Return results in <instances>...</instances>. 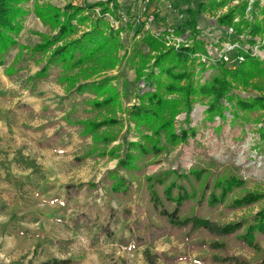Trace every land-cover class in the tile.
I'll return each instance as SVG.
<instances>
[{"label":"trees","instance_id":"16d2710c","mask_svg":"<svg viewBox=\"0 0 264 264\" xmlns=\"http://www.w3.org/2000/svg\"><path fill=\"white\" fill-rule=\"evenodd\" d=\"M30 1L0 0V67L5 64L10 51L19 45L23 22L31 14L25 8ZM107 1L119 9L118 0ZM234 1H202L197 8L188 9L189 19L178 32L191 30L193 33L195 40L189 49H167L152 35L143 38L150 51L148 54L137 52L134 65L137 80H144L147 90L137 94L138 104L125 110L126 121L133 125L138 140L130 141L126 137L112 146L119 140L124 126V120L118 116L122 110V96L113 85L116 78L105 73L116 69L124 60L120 56L123 49L120 34L124 28L114 29L106 21L105 13L110 11L105 3H98L104 8V15L91 21L94 6L68 3L60 8L47 0H34V15L45 26L56 30V34L41 35L42 42L32 49L33 54L47 57L46 65L34 75L33 81L37 83L49 78L52 68L58 67L59 84L76 99L83 98L82 102L75 100L61 119L67 127L79 128L83 139L92 138L91 148L77 157L76 162L81 163L89 157L118 160L103 182L107 185L108 200L118 198L132 202L140 194V199L145 202V205L137 203L134 212L132 207L125 211V216L132 219L131 232L137 246L152 247L156 241L168 236L185 248V253L171 247L169 252L154 255L147 248L144 256L149 264H156L157 259L164 264H177L190 259L189 252H196L198 264H264V205L256 213L227 220L233 212L264 204V191L250 188L247 179L237 170L209 160L197 162L187 171L169 168L147 174L148 168L169 148L188 144L189 139H194L197 130L190 123L197 103L205 102L210 121L217 117L224 121L229 112L232 120L247 122L251 114L264 112V94L243 99L234 93L249 88L264 92V60L259 57L247 54L245 61L235 67H228L221 61L212 67L210 79L202 82L208 68L196 56L206 53L204 42L196 39L201 34L198 29L200 14L215 7L228 8L219 15V26L233 28L238 36H248L251 44L264 37V0H253L252 3L241 0L232 6ZM89 23L88 30L78 35V26ZM15 72L16 69L7 70L10 76ZM83 105L90 107L87 112L96 116L79 119ZM181 114H186L185 126L178 131L176 122ZM58 133L60 131L55 136ZM260 137L264 143V127L260 128ZM134 181L138 184L136 189ZM86 186L90 190L98 187L88 183L67 185L66 188L78 194ZM239 247L246 248L253 256L234 254L232 250ZM71 263L67 259L41 264Z\"/></svg>","mask_w":264,"mask_h":264},{"label":"rangeland","instance_id":"374dc122","mask_svg":"<svg viewBox=\"0 0 264 264\" xmlns=\"http://www.w3.org/2000/svg\"><path fill=\"white\" fill-rule=\"evenodd\" d=\"M74 1L80 3L79 6H94V8H100L102 16L104 15V8L98 5V3H105L108 5L110 14L113 16L109 20L105 15L104 18L106 21H108L114 29L124 28V31L120 34L123 43V49L120 50V56L123 57L124 60L116 69L105 73L107 76L116 78L113 85L118 88L122 96V110L118 112V116L124 120V126L122 127L119 140L112 144V146L118 145L126 137L130 141H137L138 138L133 125H129L126 121L125 110L134 104H138L139 101L137 99V94L141 90L146 89L145 81L137 80L134 65V63L137 62V52L140 51L144 54H148L150 51L144 44L143 40L146 35H150V30L147 31L144 29L140 31V28L132 27L131 24L132 13L137 12L139 1L118 0V10L115 9L114 3H108L107 0H90L89 2L83 0ZM202 1L208 0H154L150 7L153 9L156 4L162 6L161 10L163 11L161 12V15H158V17H160V25L166 23L180 25L181 21L177 17L181 14L189 17L187 12L188 9L197 8ZM239 1L241 0H235L231 5L234 6ZM252 2L253 0H251V3ZM58 4H63V1L58 0ZM208 5L211 6L210 4ZM168 6H171V8H168ZM25 8L31 12L29 16L33 15L36 17L33 13L34 0H31ZM227 10L228 8L220 9L215 7L208 12L200 14V17L198 18V29L201 31V38L210 47V57L214 59H219L222 53L221 51L229 42L238 41L243 46L253 45L250 43V38L248 36L230 34L227 30L228 27L219 26L217 19L219 15L227 12ZM124 17H127L128 20H125ZM98 18V16L93 17L92 14L91 21ZM89 25L90 23L78 26V35L87 31ZM161 28H163V26H161ZM51 33L53 34L47 36H53L56 34V30H52ZM41 35L45 34H39L40 37ZM258 39L262 38H257L256 40ZM42 40L41 37V42ZM262 40L264 41V37ZM36 45L32 48H25L20 45L17 47H20L21 50L28 49V52L31 51L32 53V49ZM261 51L264 56V48H262ZM33 55L42 56L43 59H45L46 65L47 57L45 55ZM227 55L232 60L234 59V53L232 51H228ZM19 61L16 62L15 60L13 66H10L8 69H16L15 73H17L19 70L16 66L19 64ZM210 73V71L204 73L202 76V82L210 79ZM34 75L31 78H33ZM7 76L9 75L7 74ZM35 85L36 84H34L33 87H35ZM59 85L63 86L61 84ZM262 86L264 88V83H262ZM65 91L67 92L66 97L72 96L66 88ZM234 93L239 98L243 99L254 98L264 94V92H260L253 88L238 89L235 90ZM66 97L65 99H67ZM78 99L80 100H75L80 102L83 101V98ZM75 100L70 101L69 110ZM224 103L227 104L225 101ZM17 105L19 107L23 106V104H21V106L19 104ZM206 109L207 106L205 105V102H199L195 105V108L191 113L190 125L197 130L194 139H189L188 144H183L176 148H169V150L159 158L156 164L151 165L148 168L147 174L153 175L161 169L169 168H178L182 171H187L197 162L206 163L209 160H215L218 163L229 165L237 170L241 176L247 179L250 188L264 191V143H262L260 139V128L264 127V112L251 114L248 117L249 120L247 122H245L244 119L232 120V116L229 112H226L228 118L224 121H221L218 117L214 121H210L207 119ZM29 110L32 113L27 114L26 116L24 113L12 116L16 133L20 134L19 141L27 145L25 147H29L30 143L37 146V142L45 137L43 141L39 142V145L44 150H51L52 148H49L51 142L55 141L58 142V146L61 147L64 145L66 147L69 143H74V148H79L76 152L72 151L71 153L69 152L62 156V159L51 151L43 153L38 146L37 151H30V155L36 157L35 159L39 161L41 165L40 167L44 169L45 173H48V175H44V177H53V180H51L52 182H50L51 187H49L51 192L55 196L63 193L65 199H73L71 200V202L73 201L71 204H73V207L75 208H73L67 215L65 212L61 211L62 209L57 208V210H52L55 215V220L50 225V237L54 239L51 242L53 243L52 251L50 249L40 250L37 254L35 253L36 255L33 254V256L35 255L33 261H36L37 263L31 261L29 264H41L52 260L67 259L72 261L71 264H149L144 256V251L147 248L153 255L161 252H169L171 247H177L181 253L186 252L182 244H179L173 237L168 236L156 241L152 247L137 246L131 232L130 225L132 219L125 216V211L127 207H132L134 208V212L137 203L145 205V202L140 199V194H138L139 196H137L132 202L118 198L108 200L106 194L107 185L103 182L106 173L116 167L118 160L109 157H89L87 160L77 163V157L79 158L85 154L91 148L93 142L92 138L83 139L80 136L79 132L81 130L79 128L67 127L66 123L61 120L69 110L59 119L48 121L45 124H42V117L33 114V109H28L27 106L25 111L29 112ZM89 110L90 107L86 105L81 106L79 113H81L84 118L79 119L94 118L96 115L88 113L87 111ZM44 111H46L45 113H51L53 110L46 105L42 109V112ZM185 119L186 114H181L177 117L176 127L178 131L182 126H185ZM61 123H64L65 128L61 126ZM57 124H60V128L55 130L49 138L47 137L48 139H46L47 134H44L41 137L37 134L45 132L47 129H50ZM39 127L44 128L43 130H37ZM129 127H131V131H128ZM57 131H60V133L55 136ZM50 132L51 131L49 130L48 133ZM63 137H68L71 142L65 143L66 139H63ZM41 178V175H37L31 181L35 183L39 180L40 182ZM88 183H95L98 187L90 190L86 186L78 194L74 190L69 191L66 188L67 185L77 186L79 184L87 185ZM23 184L25 183L23 182ZM137 186V182L134 181V189H136ZM66 192L68 193V196L66 195ZM37 201H39V199ZM13 204L20 209L19 213L23 212L22 208L25 209L26 213L30 207H33V202L29 196L27 198L16 199ZM76 205H79V208L76 207ZM263 205L264 204H257L252 208L243 209L236 213L233 212L229 215L227 220H233L236 217L249 213H256ZM22 217L23 216L20 215L18 216L19 222H23L21 221ZM2 244H4V241L0 240V254L1 249L8 247L7 243L5 244L7 247H3ZM262 245L264 248V241L262 242ZM5 251H7V249ZM232 252L236 255L247 258L253 256L249 250L243 247L233 249ZM188 254L190 259L177 264H198L195 262V257L197 255L196 252H189ZM6 255L8 256L9 252H7ZM7 260H10L11 264H14V257L7 258ZM156 264L164 263L157 259Z\"/></svg>","mask_w":264,"mask_h":264},{"label":"crops","instance_id":"0c3cea01","mask_svg":"<svg viewBox=\"0 0 264 264\" xmlns=\"http://www.w3.org/2000/svg\"><path fill=\"white\" fill-rule=\"evenodd\" d=\"M61 1L63 4H58V0H47L62 8L68 2L73 5L80 4L74 0ZM51 32L52 30L45 27L38 18L29 16L24 22V30L18 39L19 45L32 48L41 42L39 34L51 35L53 34ZM27 52L28 49L21 50L20 47L13 49L7 56L5 64L0 67V240L4 241L3 247L6 243L8 244V247L5 246L7 248L1 249V264H11L10 260H7L11 257H14V264H29L31 261L37 263L33 260L40 250L52 251L53 243L51 242L54 239L50 237V225L55 220L52 210L59 208L67 215L75 208L71 204L73 199H65L63 193L55 196L51 192L49 187L53 177H44L48 173L40 167L36 157L30 155V151H37L38 146L43 153L51 151L62 159V156L72 151L76 152L79 148L75 149L74 143H69L71 140L68 137H63L66 139L65 143H69L66 147L58 146V142L55 141L51 142L49 147L52 148L51 150H44L39 142L45 137L37 142V146L30 143L29 147H25L27 145L19 141L20 134L16 133L14 128L12 116L20 113L26 116L32 113L30 110L25 111L27 106L28 109H33V114L42 117V124H45L62 117L69 110L70 101L76 99L75 96L66 97L67 92L64 86L59 85L60 69L58 67H53L49 78L34 83L31 77L44 67L45 59L39 55L34 56L31 51ZM16 58L20 60L16 66L19 71L10 76L7 69L13 66ZM34 84H36L35 87H33ZM17 104L20 106L23 104V106L19 107ZM46 105L53 110L51 113L42 112ZM79 118H84L81 113ZM61 126L64 127V123H61ZM59 128L60 124H57L37 134L40 137L47 134L46 139H48ZM49 130L50 133H48ZM37 175H41L42 178L40 182L38 180L34 183L31 180ZM66 195L68 196L67 192ZM28 196L33 202V207H30L26 213L22 208L23 212L19 213L20 209L14 206V201ZM76 207L79 208V205ZM19 215L23 216L21 219L23 222H19ZM7 252H9L8 256Z\"/></svg>","mask_w":264,"mask_h":264},{"label":"built area","instance_id":"2783aa9c","mask_svg":"<svg viewBox=\"0 0 264 264\" xmlns=\"http://www.w3.org/2000/svg\"><path fill=\"white\" fill-rule=\"evenodd\" d=\"M83 1L89 2L90 0H83ZM138 1H139L138 10L137 12L132 13V19H131L132 27L140 28V31L144 29L147 31L150 30V35L161 40L167 49H175L176 51H180L182 49H189L193 46L195 39L191 30H186L181 33L178 32L179 27H182L189 19V17L183 14L177 17L181 21L180 25H176L172 23H166L160 25L159 23L160 17H158V15L159 14L161 15V12L163 11L161 10L162 6L156 4L155 7L151 9L150 5H152L154 0H138ZM168 8H171V6H168ZM100 11H101L100 8H94L93 17H97V16L101 17L102 14ZM105 15L108 17L109 20L111 17H113L112 14H110V12H107ZM124 19L128 20L127 17H124ZM161 26H163V28H161ZM227 30L230 32V34H236L233 28L228 27ZM196 39L203 41V39L201 38V34L198 35ZM204 44H205L206 53L205 54L199 53L196 54V56L199 58V61L206 64V67L208 68L207 71L211 72L210 76L214 71L212 67L221 61H224L228 67L229 66L235 67L236 65L245 61V55L247 54L259 57L260 59L264 60V56L262 55V51H261L264 45V41L262 39H258L257 43L253 44L252 46H243L238 41L229 42L228 44L225 45L224 49L221 51L222 53L219 59L211 58L210 57L211 49L205 42ZM228 51H232L234 53L233 60L227 55Z\"/></svg>","mask_w":264,"mask_h":264}]
</instances>
